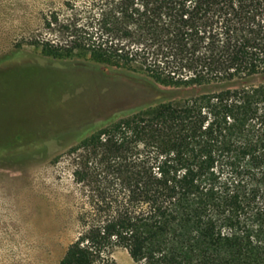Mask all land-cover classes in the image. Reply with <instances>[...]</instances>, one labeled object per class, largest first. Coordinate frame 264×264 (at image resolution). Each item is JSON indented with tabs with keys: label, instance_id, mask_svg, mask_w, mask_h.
Here are the masks:
<instances>
[{
	"label": "trees",
	"instance_id": "1",
	"mask_svg": "<svg viewBox=\"0 0 264 264\" xmlns=\"http://www.w3.org/2000/svg\"><path fill=\"white\" fill-rule=\"evenodd\" d=\"M85 13L45 54L82 51L164 88L73 148L85 204L58 264H117L118 248L137 264H264V0H92Z\"/></svg>",
	"mask_w": 264,
	"mask_h": 264
},
{
	"label": "rangeland",
	"instance_id": "2",
	"mask_svg": "<svg viewBox=\"0 0 264 264\" xmlns=\"http://www.w3.org/2000/svg\"><path fill=\"white\" fill-rule=\"evenodd\" d=\"M91 1L0 0V264L59 263L78 235L85 204L73 148L162 98L164 87L151 77L89 53L45 54L43 43L60 40L64 21L87 20ZM112 257L137 264L124 248Z\"/></svg>",
	"mask_w": 264,
	"mask_h": 264
}]
</instances>
